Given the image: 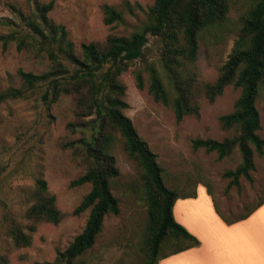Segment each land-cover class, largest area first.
<instances>
[{
	"label": "rangeland",
	"instance_id": "obj_1",
	"mask_svg": "<svg viewBox=\"0 0 264 264\" xmlns=\"http://www.w3.org/2000/svg\"><path fill=\"white\" fill-rule=\"evenodd\" d=\"M49 1L52 8L47 18L63 27L66 39L75 50L81 43L102 44L108 35L126 36L144 21L142 13L134 12L133 16L124 14L122 22L116 25H103L100 6L118 7L122 0H0V37H5L0 40V92L22 88L17 70L40 74L50 68L45 51L39 50V46L30 40L32 33L28 26L29 22H39L34 13L35 4ZM126 1L138 3L143 10L152 3V0ZM256 1L227 0L226 20L199 35L194 62L197 80L206 83L215 80L218 67L226 60L237 39L241 19ZM21 40L23 44L17 49ZM158 46L155 39L149 38L143 59L130 63L119 76V82L124 88L123 101L127 104L122 114L156 156L164 186L184 196L194 193L197 187L203 188L211 198L215 213L229 222L261 203L259 207H264V149L261 156H253L251 182L240 177L238 187H234L227 186L228 179L222 178V173L239 164L236 149L228 157L216 161L214 153L192 150L190 144L193 139L220 141L228 136L219 129L217 118L231 111L238 89L225 87L212 103L198 98V118L185 116L175 122L170 108L155 103L146 92V67L150 64L169 96L172 95L158 63ZM56 55L61 60L60 55ZM134 72H139L142 77V90L135 87ZM42 90V87H36L24 97L0 103V264L51 262L55 253L62 251L80 233L87 217V211L76 216L71 214L89 190L87 184L69 186L88 166L80 142L82 133L74 127L79 121L75 99L61 95L46 103L41 99ZM256 108L260 126L257 134L264 142L263 94L258 98ZM112 133L111 155L118 176L110 181V190L118 202V214L103 218L92 248L79 257L76 264L145 262V195L134 162L122 150V138L117 132ZM36 179L45 182L47 192L54 197L55 207L63 217L56 225H38L31 234L30 245L16 248L5 234L3 215L8 212L24 224L21 216L29 205L27 194ZM184 198L187 197L178 200ZM192 219L196 226L197 221L204 222L203 219L196 221L194 216ZM180 245L167 243L160 254Z\"/></svg>",
	"mask_w": 264,
	"mask_h": 264
},
{
	"label": "trees",
	"instance_id": "obj_2",
	"mask_svg": "<svg viewBox=\"0 0 264 264\" xmlns=\"http://www.w3.org/2000/svg\"><path fill=\"white\" fill-rule=\"evenodd\" d=\"M51 8V1L35 4L34 13L39 25L28 23L32 33L29 38L39 50L45 51L50 68L40 74L17 70L22 88L0 92V103L24 97L36 87L43 88L41 99L46 103L61 95L74 98L79 117L74 127L82 133L80 142L88 166L69 186L87 184L89 190L71 213L76 216L87 211L80 233L62 251H57L51 262L34 264H76V260L92 248L101 231L103 218L118 214V202L110 190V181L118 176L111 155L113 131L120 135L123 152L135 164L147 203L144 264H157L164 257L198 247V240L177 224L171 213L176 199L191 198L194 193L178 195L175 190L164 186L156 156L122 114L127 104L123 101L124 88L119 76L130 63L143 59L148 39L153 38L159 45L158 63L172 95L169 96L159 74L150 64L146 67V92L155 103L170 108L175 122L185 116L198 118V98L212 103L225 87L238 89L231 111L217 118L219 129L228 136L220 141L193 139L190 144L192 150L214 153L216 161L228 157L236 149L240 162L233 170L224 171L222 178L228 179L227 186L238 187L240 177L250 183L253 156H261L264 149V142L257 134L260 126L256 108L258 98L264 95V0H257L241 19L237 39L211 83L197 80L194 62L198 38L204 30L226 20L227 0H152L145 10L138 3L130 4L126 0L120 1L118 7L102 4L103 25H116L122 22L124 14L133 16L134 12L142 13L144 21L126 36L108 35L102 44L81 43L77 50L66 39L63 27L47 18ZM4 38L0 37V40ZM21 44L22 40L17 49ZM133 79L136 89L142 90L140 73L134 72ZM27 197L29 205L21 216L24 224L17 222L8 212L3 215L5 234L16 248L30 245L31 234L38 225H56L63 217L43 180L34 181ZM261 204L234 221H226L218 215L226 224H231L245 219ZM171 242L181 245L160 254L162 246Z\"/></svg>",
	"mask_w": 264,
	"mask_h": 264
},
{
	"label": "crops",
	"instance_id": "obj_3",
	"mask_svg": "<svg viewBox=\"0 0 264 264\" xmlns=\"http://www.w3.org/2000/svg\"><path fill=\"white\" fill-rule=\"evenodd\" d=\"M171 213L199 246L164 257L157 264H264L263 206L243 220L226 224L215 213L205 190L197 187L193 197L176 199ZM193 216L204 222L197 221L196 226Z\"/></svg>",
	"mask_w": 264,
	"mask_h": 264
}]
</instances>
